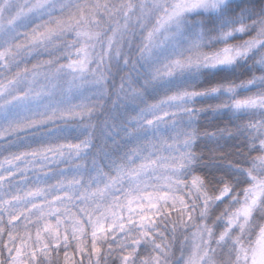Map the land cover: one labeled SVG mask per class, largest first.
Listing matches in <instances>:
<instances>
[{
    "label": "snow or ice",
    "instance_id": "1",
    "mask_svg": "<svg viewBox=\"0 0 264 264\" xmlns=\"http://www.w3.org/2000/svg\"><path fill=\"white\" fill-rule=\"evenodd\" d=\"M0 264H264V0H0Z\"/></svg>",
    "mask_w": 264,
    "mask_h": 264
}]
</instances>
